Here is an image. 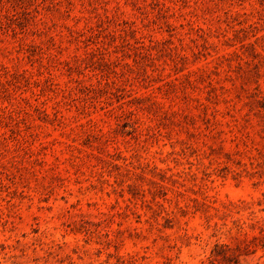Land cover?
<instances>
[{"label": "rangeland", "instance_id": "1", "mask_svg": "<svg viewBox=\"0 0 264 264\" xmlns=\"http://www.w3.org/2000/svg\"><path fill=\"white\" fill-rule=\"evenodd\" d=\"M0 264H264V0H0Z\"/></svg>", "mask_w": 264, "mask_h": 264}]
</instances>
